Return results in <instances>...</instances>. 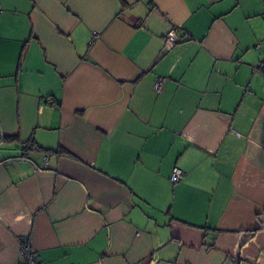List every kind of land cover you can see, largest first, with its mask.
Returning a JSON list of instances; mask_svg holds the SVG:
<instances>
[{"label": "crops", "instance_id": "obj_1", "mask_svg": "<svg viewBox=\"0 0 264 264\" xmlns=\"http://www.w3.org/2000/svg\"><path fill=\"white\" fill-rule=\"evenodd\" d=\"M258 43L264 0H0V264H264Z\"/></svg>", "mask_w": 264, "mask_h": 264}, {"label": "built area", "instance_id": "obj_2", "mask_svg": "<svg viewBox=\"0 0 264 264\" xmlns=\"http://www.w3.org/2000/svg\"><path fill=\"white\" fill-rule=\"evenodd\" d=\"M180 40H189V35L179 31L177 28H172L165 37L163 50L168 51L172 49ZM255 48L264 50V44L258 43L256 44ZM252 71L254 73H257L260 76L262 83H264V55H262L260 61L252 67ZM163 81L164 79L160 78L156 80L154 84V88L156 91L161 90ZM48 103L50 105L54 104L51 99L48 100ZM182 177V170H180L179 168H174L170 176V182L173 184L177 183L182 179ZM19 253L20 261L18 262V264H41V261H39L36 254L31 249L29 237H24L19 240Z\"/></svg>", "mask_w": 264, "mask_h": 264}, {"label": "trees", "instance_id": "obj_3", "mask_svg": "<svg viewBox=\"0 0 264 264\" xmlns=\"http://www.w3.org/2000/svg\"><path fill=\"white\" fill-rule=\"evenodd\" d=\"M180 41H186V40H180ZM22 150L24 151L25 155L29 151H34V150L35 151H42V149L40 147H38L34 142L25 144L23 146Z\"/></svg>", "mask_w": 264, "mask_h": 264}]
</instances>
